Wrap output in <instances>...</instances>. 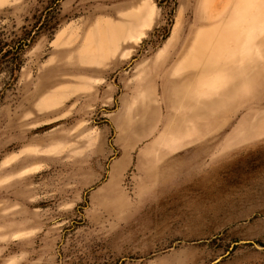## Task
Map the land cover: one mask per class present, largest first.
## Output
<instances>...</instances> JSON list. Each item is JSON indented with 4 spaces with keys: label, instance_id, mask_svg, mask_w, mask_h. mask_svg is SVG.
Returning <instances> with one entry per match:
<instances>
[{
    "label": "rangeland",
    "instance_id": "rangeland-1",
    "mask_svg": "<svg viewBox=\"0 0 264 264\" xmlns=\"http://www.w3.org/2000/svg\"><path fill=\"white\" fill-rule=\"evenodd\" d=\"M0 264H264V0H0Z\"/></svg>",
    "mask_w": 264,
    "mask_h": 264
},
{
    "label": "crops",
    "instance_id": "crops-1",
    "mask_svg": "<svg viewBox=\"0 0 264 264\" xmlns=\"http://www.w3.org/2000/svg\"><path fill=\"white\" fill-rule=\"evenodd\" d=\"M202 34H207V32H204V33L199 32L198 34L196 33L195 36L197 37V35L199 36V35H202ZM186 41H187V40H185V42H186ZM185 42L183 43L182 47L184 46ZM182 47L180 48V51H181ZM117 49H118V48H117ZM117 49H115V50H117ZM189 54H190V53H189ZM188 56H189V55H188ZM190 72H191V71H190ZM188 73H189V72H188ZM188 73H187V74H188ZM187 74H185V75H187ZM174 79H176V78H174ZM171 80H172V79H170V80L168 79V82H169V84L172 85V83H170ZM197 80H198V79H197ZM227 81H229L228 78H227ZM196 83H197V81L193 83V87H192V90H194V92H192V95H195V97L193 98V100H190L189 97H185V98H184L185 100H187V101H189V102H191V103H193V104L195 105L193 113H194V112H198V110H200V108H201L200 105H205V103L207 104V102H202V101L199 102L201 98H200L199 94H198L197 91H196V86H197ZM173 88H174V87H173ZM184 99H181V100L184 101ZM176 100L180 101V100L177 99V98H176ZM191 103H190V104H191ZM147 112H148V111H146L145 109L142 111V115H143V117H142L141 122H138V123L134 124V126H132L131 129H135V130H136V129L139 127V128H141L142 131L145 130V131H143V132H146L145 125H147L148 120H150V119L153 118V115H152V114H151V115H150V114L148 115ZM130 126H131V125H130ZM130 126H129V127H130Z\"/></svg>",
    "mask_w": 264,
    "mask_h": 264
},
{
    "label": "bare ground",
    "instance_id": "bare-ground-1",
    "mask_svg": "<svg viewBox=\"0 0 264 264\" xmlns=\"http://www.w3.org/2000/svg\"><path fill=\"white\" fill-rule=\"evenodd\" d=\"M216 66V64L215 63H211V64H204V68H205V70H207V71H210V69H212V72H214L215 71V67Z\"/></svg>",
    "mask_w": 264,
    "mask_h": 264
}]
</instances>
